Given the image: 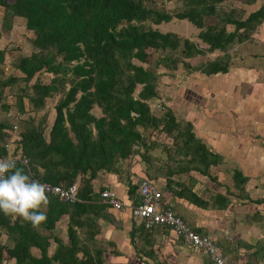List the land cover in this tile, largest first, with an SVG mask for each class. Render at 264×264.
Here are the masks:
<instances>
[{"label": "trees", "instance_id": "1", "mask_svg": "<svg viewBox=\"0 0 264 264\" xmlns=\"http://www.w3.org/2000/svg\"><path fill=\"white\" fill-rule=\"evenodd\" d=\"M183 1L182 7L163 10L148 5L146 0H0L5 29H9L13 17H21L25 29L33 34V46L38 49L15 64L26 81V86L17 93L16 112L20 115L27 112L25 100L29 101L31 111L41 112L50 97L63 93L55 106L56 116L48 138L47 113L40 120L31 116L22 121L23 129L18 131L20 138L14 148L21 149L29 163L17 161V167L41 183L64 188L78 184L73 201L47 193L50 198L47 219L38 227L0 211V264H105L104 248L95 246L89 238L94 239L98 232L96 222L101 211L113 206L97 203L101 195L94 191L92 182L101 171L117 174L125 180L134 203L139 200L137 183L129 177L131 170L124 173L121 167L122 160L138 152L135 145L149 147L139 125L162 126L175 140L174 156L185 158V165L166 170L167 186L173 182L170 179L173 174L191 170L208 174V167L216 162L217 155L196 137L193 123L188 122L184 130L173 111L158 117L151 108L149 100L158 96L163 76L157 68L163 66L174 71L182 65L193 70L189 59L219 50L223 54L201 63L199 70L206 75L228 73L233 64L228 46L250 38L264 19V4L243 17L244 9H219L226 0ZM245 1L251 5L257 0ZM208 18L214 21L207 22ZM173 19H186L198 28L200 43L174 32H161L148 23L162 24ZM7 51L0 48V60L8 55ZM155 51L162 52L151 62L157 67L134 61L147 62ZM46 73L54 75L49 82L42 80ZM36 75V81L28 86L27 82ZM16 80L14 76L1 79L0 96L3 88ZM138 84L142 88L135 95ZM96 105L103 112L99 117L92 111ZM11 108L8 103L1 104L6 114L0 119V157L7 153L4 143L10 140L14 129L15 123L6 118ZM181 140L183 144L178 142ZM233 178L237 187L247 180L240 171H234ZM182 190L185 188L175 194H184ZM189 192L192 202L207 207V202ZM214 201L221 206L229 202L221 195H216ZM64 215L70 217L68 244L56 230L57 221ZM2 230L13 241L12 245L1 241ZM134 236L135 230L132 236L135 241ZM52 239L58 245L50 257ZM33 247L41 250V257L33 255Z\"/></svg>", "mask_w": 264, "mask_h": 264}, {"label": "crops", "instance_id": "2", "mask_svg": "<svg viewBox=\"0 0 264 264\" xmlns=\"http://www.w3.org/2000/svg\"><path fill=\"white\" fill-rule=\"evenodd\" d=\"M256 30L260 31L259 34L264 35V19L258 24ZM1 36L2 34L0 39H2ZM252 39L253 37L249 41L252 42ZM235 44L237 42L231 46L233 47ZM0 48L2 49L4 46H0ZM228 52L232 56L231 62L234 64L232 70H229L228 73L218 74H231L233 70L235 72L243 71L244 74H247V77L239 79L238 83L244 85L248 81L249 84H245H248V87H254L252 94L248 95L246 100L257 104L261 99H264V52L258 55L252 54L249 59L241 58V53L233 54L232 50H228ZM237 59L241 62L237 63ZM243 60L249 61V65H245L247 61ZM233 86L226 84L224 87L228 92L232 91L230 95L234 97L235 105L238 95L232 94L235 91ZM207 93L215 94L211 88ZM194 113L199 116L198 111H188L187 115L191 116ZM209 114L213 119L214 116L216 117V114L213 115L211 112ZM7 115L19 117L20 113L16 112L14 115H10L7 112ZM215 123L210 122L203 134L199 132L200 129L196 121L193 123L196 127L194 131L196 137L206 145L210 152L217 155L216 162L208 167V174L204 175L195 170L182 173L185 174L182 179L185 183L178 181L182 183V187L177 185L173 179L170 187L167 186V183L164 187H160L163 200L198 231L212 236L229 258L232 256L229 253L235 251L236 258L233 260H243L247 264L264 263V142L249 143L238 137L235 138L236 136L233 134H223L222 127L219 125L217 127ZM230 132L237 135L242 134V131L237 127L230 129ZM16 142H13V148ZM223 166L225 169H222ZM136 169L138 167L131 168L129 177L132 182L137 183L141 177H148L142 176V172H137ZM234 171H240L247 179L241 187H237L234 182ZM199 177L207 178L208 183L203 186L202 190L210 189L212 191L210 198H206L204 194L202 196L198 187L193 186ZM92 186L95 192L112 189L127 204L134 202V198L128 194L125 180L117 174L99 172L97 178L92 182ZM157 186L159 187L160 184ZM181 188H185L182 190L184 194H175L181 191ZM189 191L207 202V207L192 202ZM216 195L225 197L229 201L228 204L221 206L220 203L215 202ZM97 203L105 202L100 199ZM105 209L101 211L96 222L99 228L95 238H89V241L95 246L104 248L105 264H213L209 257L205 256L202 251L188 246L184 239L178 237L171 228L158 226L152 231H145L142 221L133 217L128 206L121 210L113 207ZM69 219L68 215H64L56 223L59 236H62L63 241L67 244L69 243ZM143 228L144 231H142ZM134 230L135 241L132 238ZM57 245L52 239L49 248L50 257L55 253ZM32 253L36 257H41V250L38 247H33ZM54 264L59 263L55 262Z\"/></svg>", "mask_w": 264, "mask_h": 264}, {"label": "rangeland", "instance_id": "3", "mask_svg": "<svg viewBox=\"0 0 264 264\" xmlns=\"http://www.w3.org/2000/svg\"><path fill=\"white\" fill-rule=\"evenodd\" d=\"M183 2V0H146L148 5H153L163 10H175L178 7H182ZM262 4H264V0H257L253 2V4L251 3V5L246 4L245 0H226L219 6V9L230 10L233 7H236L240 10L244 9V17L250 13L252 9H257ZM2 14L3 6L0 5V32L2 34L0 46H4V48L8 50V55L5 57L3 56V59L0 60V80L8 78L9 76H14L17 78V80L16 83H13V85L8 84L3 88V93L0 96V119H3L6 114V112L1 109V104L4 102L12 105V114H14L13 112L18 111L16 107L17 93L21 91V88L26 86V81L24 79L25 76L20 72L19 69L16 68L15 64L22 56H29L32 52L38 51V49L33 46V34L25 29L24 20L21 19V17H13L9 29H5L2 23ZM206 21L212 22L214 20L208 18ZM148 23H150L153 27L159 28L161 32H174L179 36H185L196 43H200V40L197 37L199 29L186 19H173L170 22L162 24L151 23L149 21ZM256 28L251 32L249 39L245 40L244 42L237 41V44H235L233 47L231 46L232 44L229 45L227 51L232 50L233 54L236 52L241 53V58L244 59H249L252 54L258 55L263 53L264 35L259 34L260 31L257 32ZM251 37H253L252 42L249 41L251 40ZM149 50L151 52L152 48ZM152 54L153 56L151 54L148 56L147 62H140L136 59H134V61L151 67L154 65L151 64V62H155L158 56L162 55V52L155 51ZM219 54H223V52L214 50L212 52H206L203 54V56L199 55L189 59L188 61L192 65L193 70L179 65V69L169 71L167 68L159 66L157 70L160 74H163V76H161L159 80L158 96L149 100L152 110L158 117L163 116L165 113H167V111H173L184 130L188 128V122L192 121V123H194L196 121V124L200 129L199 132L203 134L205 133V130L207 129V126L210 124V122L213 124L216 122L215 125L217 127L218 125L222 127L223 134H233L236 136L235 138L238 137L239 139L249 143L257 141L264 142V99H261L257 104L256 102L254 104L253 102L250 103V101L246 100V97L252 94L254 87H248V81L245 82L248 84L244 83V85L238 83V80L246 78L247 74H244L243 71L235 72L233 70V73L231 71V74L206 75L199 70V67L202 65L201 63L206 62L209 59H213ZM236 61L239 63L240 60L237 59ZM233 65L234 64L231 65L230 70H232ZM245 65H249V61H247ZM153 67H157V65ZM53 76L54 75L51 73H46L42 76V80L44 82H49ZM36 78L37 75L33 78V80L27 82V85L31 87V85L36 81ZM226 84L234 85L233 87L235 91L232 94L238 95V101L235 105L234 97L230 95L232 91L228 92L224 87ZM141 88L142 84H138L135 90V95L138 94ZM210 88L215 92V94L210 95L207 93V91H210ZM28 92L33 93L32 89L30 88H28ZM62 96L63 93H59L53 97H50L47 100L46 109L37 113L31 111L30 105L28 103L29 101L25 100L27 109L25 114H21L19 117L7 115L6 118L8 117L13 123L17 122L20 131L23 129L22 121L28 120L31 116H34L35 119L40 120L41 117L47 113V129L45 130V135L48 138L49 131L56 116L55 106ZM92 111L94 115L98 117L103 115L101 108L97 105ZM188 111H198L199 116H197L195 113L191 116L190 114L187 115ZM210 112L213 115L216 114L214 119L210 116ZM219 114L221 115L218 117ZM161 127L162 126L159 128L150 126L144 128V126L139 125L138 128L143 132L144 138L149 147L147 148L141 143L137 144L135 145V148H138V152H133L126 159L121 161V167L123 168L124 173L130 172L131 168L138 167V169H136L137 172H142V176L146 175L150 178H154L155 181H157L156 183L160 184L159 188L164 187V185L168 182V179L166 178V170L168 167L176 170L179 165H185V158L183 155L174 156L175 154L173 151L176 149L174 138L166 134ZM234 127H237L239 130H241L242 134L237 135L230 132V129ZM193 128L195 131V125ZM178 142L183 144L182 140L181 142ZM222 169H225V167L223 166ZM184 177L185 174H173L170 179H173L174 182L181 181L182 183H185V181L182 180ZM206 183H208L207 178L199 177L197 183L193 186L198 187L199 191L202 193V196L204 194L206 198H210L212 191L210 189L202 190ZM200 185L201 188H199ZM115 194L117 195V193ZM117 197L119 200L127 204V202H125L121 196ZM63 230L65 231V228ZM2 231L4 233L1 236V241L5 244L12 245L13 241L9 238L4 230ZM60 238L63 239L62 236H60ZM234 252L235 251L229 253L232 255L230 256V259L232 260L236 258V254H234ZM261 264L264 263L262 262Z\"/></svg>", "mask_w": 264, "mask_h": 264}, {"label": "built area", "instance_id": "4", "mask_svg": "<svg viewBox=\"0 0 264 264\" xmlns=\"http://www.w3.org/2000/svg\"><path fill=\"white\" fill-rule=\"evenodd\" d=\"M9 114L13 115L12 113ZM13 128L10 140L4 143L7 154L2 158L16 159L20 163L27 165L29 160L21 154V149H15L12 146L13 142L20 138L17 132L19 129L18 124L15 123ZM137 183L136 194L139 200L135 203H124L110 189L100 192L101 199L117 209L125 208V206L130 207L133 217L142 221L143 227L148 231H152L158 226L171 228L178 237L184 239L188 246L202 251L213 264H247L243 260L230 259L223 249L217 245L216 240L212 236L199 232L176 213L171 205L166 204L163 200L162 191L155 180L149 177H141ZM44 184L48 186V192L59 195L62 199L73 201L76 198L77 182L66 188L61 185Z\"/></svg>", "mask_w": 264, "mask_h": 264}, {"label": "clouds", "instance_id": "5", "mask_svg": "<svg viewBox=\"0 0 264 264\" xmlns=\"http://www.w3.org/2000/svg\"><path fill=\"white\" fill-rule=\"evenodd\" d=\"M101 192V191H100ZM48 186L30 177L17 160L0 158V211L38 227L47 219Z\"/></svg>", "mask_w": 264, "mask_h": 264}]
</instances>
